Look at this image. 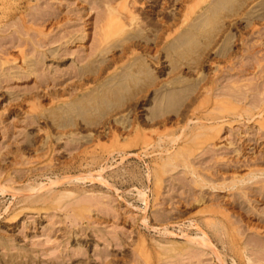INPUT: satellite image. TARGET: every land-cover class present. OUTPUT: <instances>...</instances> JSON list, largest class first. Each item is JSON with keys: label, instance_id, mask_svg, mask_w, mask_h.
I'll list each match as a JSON object with an SVG mask.
<instances>
[{"label": "rangeland", "instance_id": "rangeland-1", "mask_svg": "<svg viewBox=\"0 0 264 264\" xmlns=\"http://www.w3.org/2000/svg\"><path fill=\"white\" fill-rule=\"evenodd\" d=\"M263 68L264 0H0V264H264Z\"/></svg>", "mask_w": 264, "mask_h": 264}, {"label": "bare ground", "instance_id": "bare-ground-1", "mask_svg": "<svg viewBox=\"0 0 264 264\" xmlns=\"http://www.w3.org/2000/svg\"><path fill=\"white\" fill-rule=\"evenodd\" d=\"M27 28H28V27H27ZM29 28H30V27H29ZM85 31H86V30H85ZM86 32H87V31H86ZM67 33L70 34L69 32H67ZM87 33H88V32H87ZM84 34H85V35H83V36L86 37L87 34H86V33H84ZM64 35H65V34H63V36H64ZM67 36H68V35H67ZM100 36H102V35H100ZM103 36H104V34H103ZM103 36H102V37H103ZM49 37H50V36H49ZM60 37H61V36H60ZM65 37H66V35H65ZM85 37H83V39H84ZM57 38H58V37H57ZM62 38H63V37H62ZM66 38H67V37H66ZM70 38H71V37H70ZM100 38H101V37H100ZM54 39H55V38H54ZM54 39H53V40H54ZM60 39H61V38H60ZM64 39H65V38H64ZM39 40H40V39H39ZM41 40H42V39H41ZM50 40H51V39H50ZM53 40H52L51 42H53ZM99 40H100V39H99ZM54 41H55V40H54ZM62 41H63V39H62ZM103 41H104V40H103ZM25 42H26V41H25ZM49 42H50V41H49ZM65 42H66V41H64V43H65ZM18 43H19V42H18ZM23 43H24V42H23ZM68 43H69V42H68ZM15 44H16V43H15ZM37 44H38V43H37ZM70 45H71V44H70ZM13 46H14V45H13ZM17 46H18V45H17ZM23 46H25V45H23ZM23 46H22V47H23ZM40 46H41V45H40ZM33 49H35V48H33ZM24 50H25V49H24ZM57 50H58V49H57ZM67 50H68V49H67ZM68 51H69V50H68ZM35 52H36V50H35ZM59 52H60V51H59ZM36 53H37V52H36ZM70 53H71V52H70ZM15 55H16V54H15ZM44 55H45V54H44ZM58 55H59V54H58ZM17 56H18V55H17ZM35 56H36V55H35ZM23 59H24V58H23ZM35 59H36V58H35ZM16 60H17V59H16ZM18 60H19V59H18ZM38 60H39V59H38ZM39 61H40V60H39ZM32 63H33V62H32ZM39 63H40V62H39ZM39 63H38V64H39ZM41 63H42V62H41ZM36 64H37V63H36ZM42 64H43V63H42ZM42 64H41V65H42ZM247 64H248V63H247ZM247 64H246V65H247ZM258 64H259V63H258ZM261 64H262V62H261ZM13 65L16 66L15 64H13ZM33 65H34V64H33ZM243 65H244V64H243ZM249 65H250V64H249ZM244 66H245V65H244ZM260 66H261V65H260ZM8 67H9V66H8ZM242 67H243V66H242ZM248 67H249V66H248ZM253 67H254V66H253ZM21 68H22V67H21ZM23 68H24V67H23ZM39 68H40V67H39ZM7 69H9V68H7ZM13 69H14V67H13ZM241 69H242V68H241ZM241 69H239V71H240ZM263 69H264V68H263ZM5 70H6V69H5ZM22 70H23V69H22ZM41 70H42V69H41ZM261 70H262V69H261ZM4 72H5V71H4ZM40 72H41V71H40ZM49 72H50V71H49ZM240 72H241V71H240ZM262 72H263V70H262ZM8 73H9V72H8ZM33 73H34V72H33ZM35 73H37V72H35ZM43 73H44V71H43ZM45 73H46V72H45ZM23 74H24V73H23ZM38 74H39V73H38ZM258 74L260 75L259 72H258ZM261 74H262V73H261ZM9 75H11V74H9ZM29 75H30V72H29V73H26V77H27V76L29 77ZM31 75H32V73H31ZM6 76H7V75H6ZM12 76H13V75H12ZM14 76H16V75H14ZM20 76L22 77V75H20ZM20 76H18V78H20ZM24 76H25V75H24ZM24 76H23V77H24ZM42 76H43V75H42ZM262 76H263V75H262ZM7 77H8V76H7ZM45 77H46V75H45ZM13 78H15V77H13ZM41 78H43V77H41ZM46 78H47V77H46ZM1 79H3V78L1 77ZM21 79H22V78H21ZM44 79H45V78H44ZM259 79H260V78H259ZM4 80H5V79H4ZM263 80H264V79H263ZM36 81H37V80H36ZM256 81H257V80H256ZM217 82H218V81H217ZM260 82H262V81H260ZM257 83H258V82H257ZM0 84H1V83H0ZM256 85H257V84H256ZM259 85L262 86L261 83H259ZM38 86H39V85H38ZM257 86H258V85H257ZM262 89H264V88H262ZM262 89H261L260 92H261V93H264V92H262ZM224 90H225V88H224ZM228 91H229V90H228ZM230 91H231V90H230ZM238 91H239V90H238ZM226 92H227V91H226ZM220 93H221V92H220ZM223 93H224V92H223ZM224 94H225V93H224ZM228 94H229V93H228ZM250 94H251V93H250ZM230 95H231V94H230ZM238 95H239V94H238ZM260 95H262V94L259 93V96H260ZM262 96L264 97V94H263ZM208 97H209V96H208ZM235 97H236V96H235ZM242 97H243V96H242ZM257 97H258V96H257ZM243 98H244V97H243ZM253 98H254V97H253ZM260 98H261V97H260ZM206 99H207V97H206ZM210 99H211V98H210ZM249 99H250V98H249ZM241 100H243V99H241ZM257 100H258V99H257ZM259 100H261V99H259ZM205 101H206V100H205ZM207 101H209V99H208ZM219 101H220V99H219ZM253 101H254V100H253ZM222 102H223V101H222ZM222 102H221V103H222ZM242 102H243V101H242ZM251 102H252V101H250V103H251ZM255 102H256V101H255ZM259 102H260V101H259ZM259 102H257V103H259ZM203 103H204V102H203ZM221 103H220V105H221ZM257 103H256V105H257ZM206 104H207V103H206ZM228 104H229V103H228ZM252 104H255V103H252ZM199 105H200V104H199ZM220 105H219V106H220ZM225 105H227V104L225 103ZM240 105H241V104H240ZM245 105H246V104L243 105V108H240L241 106H240L239 108H237L236 111L233 113V114H234L233 116H234V117H242V116L244 117V116L246 115V116H248L247 118H250V120H252L251 117L254 118L256 115H261V116L264 118V101H263L262 104H258V105H257V106H258V109H257V110L246 109V108H244ZM256 105H254V106H256ZM196 106H197V105H196ZM196 106H195V107H196ZM257 106H256V107H257ZM223 107H224V106H223ZM226 107L228 108L229 106L227 105ZM8 108H9V107H8ZM8 108H7V109H8ZM197 108H198V106H197ZM197 108H195V109H197ZM224 108H225V107H224ZM224 108H223V109H224ZM227 108H226V109H227ZM248 108H251V107L249 106ZM211 109H212V108H211ZM221 109H222V108H221ZM226 109H225V110H226ZM244 109H245V110H244ZM225 110H224V111H225ZM8 111H9V110H8ZM208 111H210V110H208ZM219 111H220V110H219ZM224 111H223V113H224ZM201 112H202V111H201ZM221 112H222V110H221ZM195 113H196V112H195ZM205 113H206V112H205ZM226 113H227V112H226ZM209 114H210V113H209ZM224 114H225V113H224ZM227 114H228V113H227ZM227 114H226V115H227ZM205 115H206V114H205ZM207 115H208V114H207ZM210 115H211V114H210ZM214 115H215V114H214ZM214 115H213V117H214ZM216 115H217V114H216ZM231 115H232V114H231ZM192 116H193V115H192ZM197 116H198V114H197ZM208 116H209V115H208ZM217 116H218V115H217ZM224 116H225V115H223L222 117L224 118ZM227 116H228V115H227ZM205 117H207V116H205ZM219 117H220V116H219ZM222 117H220V118H222ZM228 117H229V116H228ZM217 118H218V117H217ZM217 118H216V119H217ZM223 118H222V119H223ZM245 118H246V117H245ZM247 118H246V119H247ZM263 118H262V119H263ZM196 119H198V118H196ZM202 119H203V117H202ZM202 119H200V120H202ZM205 119H206V118H204V120H205ZM210 119H211V117H210ZM213 119H214V118H213ZM216 119H215V120H216ZM232 119H233V118H232ZM257 119H258V118H257ZM259 119H260L261 121H263L261 118H259ZM225 120H226V119H225ZM225 120H224V122H225ZM255 120H256V118H255ZM260 120H258V121H260ZM232 121H233V120H232ZM235 121H236V119H235L233 122H235ZM240 121H242V120H240ZM240 121H239V122H240ZM244 121H245V120H244ZM187 122H189V121H187ZM197 122H198V120H197ZM220 122H221V121H220ZM228 122H229V120H228ZM230 122H231V120H230ZM237 122H238V121H237ZM198 123H199V124H198ZM198 123H197V124L195 123L196 126H197V125H198V126L200 125V122H198ZM214 123H215V122H214ZM259 123H260V125H261V122H259ZM188 124H189V123H188ZM188 124H187V125H188ZM195 124H194V126H195ZM202 124H204V123L202 122ZM205 124H206V123H205ZM218 124H219V123H218ZM223 124H224V123H223ZM223 124H222V125H223ZM230 125H232V122H231ZM253 125H254V124H253ZM262 125H263V123H262ZM191 126H192V125H191ZM196 126H195V127H196ZM216 126H217V124H216ZM218 126H220V125H218ZM223 126H224V125H223ZM254 126H255V125H254ZM263 126H264V125H263ZM263 126H262V127H263ZM212 127H213V125H212ZM214 127H215V125H214ZM227 127H228V126H227ZM200 128H201V127H200ZM205 128H206V127H205ZM221 128H223V127L221 126ZM232 128H233V127H232ZM260 128H261V127H260ZM185 129H186V128H185ZM185 129H184V130H185ZM192 130H193V129H192ZM263 130H264V129H263ZM232 131H233V130H232ZM250 131H251V129H250ZM208 133H209V132H208ZM234 133H235V132H234ZM259 133H260V132H259ZM216 134H217V133H216ZM216 134H214V135H216ZM239 134H240V133H239ZM211 135H212V134H211ZM214 135H213V136H214ZM257 135H258V133H257ZM213 136H211V137H213ZM217 136H218V135H217ZM236 136H237V135H236ZM208 137H210V135H208ZM213 138H214V137H213ZM244 138H245V137H244ZM250 138H251V137H250ZM237 139H238V138H237ZM238 140H239V139H238ZM246 141H247V140H246ZM240 142H241V141H240ZM230 143H231V142H230ZM238 143H239V142H238ZM239 144H240V143H239ZM241 144H242V143H241ZM245 144H246V142H245ZM245 144H243V145H245ZM248 145H249V144H248ZM239 146H240V145H239ZM240 148H241V146H240ZM236 150H237V149H236ZM238 151H240V150H238ZM236 152H237V151H236ZM242 152H243V151H242ZM240 153H241V152H240ZM237 154H238V153H237ZM242 154H243V153H242ZM246 155H247V154H246ZM235 157H236V156H235ZM228 158H229V157H228ZM247 159H248V158H247ZM235 161H236V160H235ZM236 171H237V170H236ZM233 172H234V171H233ZM250 172H251V171H250ZM244 178H245V177H244ZM51 182H52V181H51ZM43 186H44V185H43ZM41 188H42V187H41ZM199 242H200V240H199ZM201 243H202V241H201ZM204 244H205V243H204Z\"/></svg>", "mask_w": 264, "mask_h": 264}]
</instances>
